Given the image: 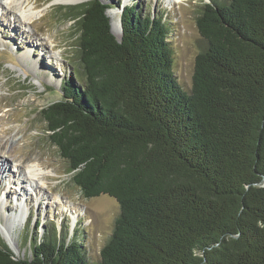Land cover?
<instances>
[{
  "label": "trees",
  "instance_id": "1",
  "mask_svg": "<svg viewBox=\"0 0 264 264\" xmlns=\"http://www.w3.org/2000/svg\"><path fill=\"white\" fill-rule=\"evenodd\" d=\"M65 8L79 66L39 112L84 196L120 213L97 262L50 237L24 258L0 240V264H264V0L202 4L189 89L163 13L123 6L118 40L108 4Z\"/></svg>",
  "mask_w": 264,
  "mask_h": 264
},
{
  "label": "rangeland",
  "instance_id": "2",
  "mask_svg": "<svg viewBox=\"0 0 264 264\" xmlns=\"http://www.w3.org/2000/svg\"><path fill=\"white\" fill-rule=\"evenodd\" d=\"M101 1L111 7L108 13L111 12L112 20L120 18L123 6L128 4L141 5L142 11L151 14L163 13L170 23L169 44L176 76L185 88L191 87L195 58L206 47L197 17L202 4L210 0ZM82 3L30 0L26 7L33 4L43 12L32 22L21 21L14 11L0 7V158L8 162L0 191L6 206L5 211H0V240L19 258L31 257L36 242L53 237L66 243L80 241L87 258L97 262L120 213L113 197L84 196L72 181L74 172L69 171L67 161L50 141L39 112L62 98V81L73 77L79 66L76 18L68 17L65 7ZM119 23L114 21L112 26L118 38L121 37L116 34L121 31ZM21 52H28L35 65L31 61L23 62L18 56ZM20 161L24 167L31 162L39 163L51 179L49 186L32 189L18 180L16 164ZM12 182L21 184L25 192L19 193ZM55 193L60 194L58 199L53 198ZM69 201L71 208L64 210ZM19 203L28 204L29 217L25 223L14 226L13 238L7 240L1 227L7 217L19 210Z\"/></svg>",
  "mask_w": 264,
  "mask_h": 264
},
{
  "label": "bare ground",
  "instance_id": "3",
  "mask_svg": "<svg viewBox=\"0 0 264 264\" xmlns=\"http://www.w3.org/2000/svg\"><path fill=\"white\" fill-rule=\"evenodd\" d=\"M88 0H56V2L58 3H82V2H86ZM30 0H0V7L3 9H9V11H14L15 15L21 20V21H30L32 22L34 20V18H36V16L41 15L43 12L38 11V9H35L36 6H34L32 4V6L26 7L27 3H29ZM35 4V3H34ZM40 10V9H39ZM8 11V10H7ZM111 14V12H110ZM112 17V15H111ZM118 18H114L112 20V25L113 22H117L118 23ZM120 24V23H119ZM120 27V25H119ZM121 28V27H120ZM116 34L118 36L121 35V31L120 32H116ZM52 44V43H51ZM59 53V51H57ZM19 58L21 60H23V62H28L31 61L34 65L36 63L35 60H32L30 57V54L28 52H21L19 55ZM0 162L2 163L0 165V191L3 190L2 189V181L4 179V174H5V170L7 171L8 168V162L7 160H4L2 158H0ZM16 171L18 172V180H21V182H25L27 184L30 185V188H47L49 186V181L51 179L46 177V171L43 170L42 168H40L39 163L36 164H32V162L26 167H24L23 165V161H20L18 164H16ZM12 184H14V188L21 193L22 191L25 192V189H23L22 185L16 182H12ZM50 196V195H49ZM55 197L53 198H59L60 194L55 193L54 194ZM50 198L51 200H53V198ZM1 194H0V211L6 210V206L5 203H3L2 199H1ZM27 204V203H26ZM28 205V204H27ZM21 205L19 203V210L16 211L15 213H13L10 217H7V221L5 222V224L2 225L1 229L5 235V238L7 240H11L12 234H13V229L15 225H20L26 222V218H27V212H28V207ZM72 203L69 201L68 203H66V205L64 206V210L66 208H71ZM75 220V219H74Z\"/></svg>",
  "mask_w": 264,
  "mask_h": 264
},
{
  "label": "water",
  "instance_id": "4",
  "mask_svg": "<svg viewBox=\"0 0 264 264\" xmlns=\"http://www.w3.org/2000/svg\"><path fill=\"white\" fill-rule=\"evenodd\" d=\"M90 1H92V0H90ZM89 2V1H88ZM87 3V2H86ZM82 4H85V3H82ZM79 5V4H78ZM106 13H107V15H109L110 16V18H111V31H112V17H111V15L108 13V10L106 11ZM112 33H113V31H112ZM114 34V33H113ZM115 35V34H114ZM116 36V35H115ZM121 37H122V28H121ZM121 37L120 38H118L117 36H116V38L118 39V40H120L121 39Z\"/></svg>",
  "mask_w": 264,
  "mask_h": 264
}]
</instances>
